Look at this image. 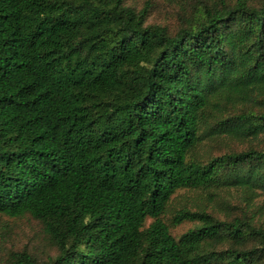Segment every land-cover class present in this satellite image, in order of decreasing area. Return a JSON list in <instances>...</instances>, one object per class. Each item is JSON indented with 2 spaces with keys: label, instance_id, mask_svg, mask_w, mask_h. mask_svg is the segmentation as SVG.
<instances>
[{
  "label": "trees",
  "instance_id": "obj_1",
  "mask_svg": "<svg viewBox=\"0 0 264 264\" xmlns=\"http://www.w3.org/2000/svg\"><path fill=\"white\" fill-rule=\"evenodd\" d=\"M189 2L0 0V264H264V0Z\"/></svg>",
  "mask_w": 264,
  "mask_h": 264
},
{
  "label": "rangeland",
  "instance_id": "obj_2",
  "mask_svg": "<svg viewBox=\"0 0 264 264\" xmlns=\"http://www.w3.org/2000/svg\"><path fill=\"white\" fill-rule=\"evenodd\" d=\"M172 2L170 0H125V5L136 10L141 9L145 3H150L151 8L148 11L147 23L159 24L168 29L169 32H174L179 25L181 17V8L178 4L181 0ZM193 4L195 0H188ZM178 194H184V191H179ZM232 203H238L239 198L236 193H233L232 198H229ZM150 220L147 221V224ZM192 226L189 222H184L181 225L173 228L171 233L178 237L184 231ZM42 227L40 223L32 219L30 216L20 218H9L0 216V251L4 252L10 249H27L38 259L42 260L46 254L53 253L46 245Z\"/></svg>",
  "mask_w": 264,
  "mask_h": 264
}]
</instances>
